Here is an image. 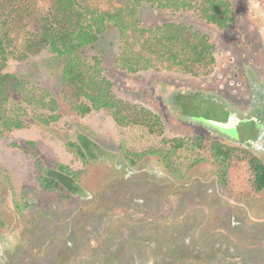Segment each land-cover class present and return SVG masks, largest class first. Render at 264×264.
Listing matches in <instances>:
<instances>
[{"label": "rangeland", "instance_id": "obj_1", "mask_svg": "<svg viewBox=\"0 0 264 264\" xmlns=\"http://www.w3.org/2000/svg\"><path fill=\"white\" fill-rule=\"evenodd\" d=\"M232 2L238 19L226 31L193 13L149 4L139 10L144 26L183 23L207 34L217 49L212 76L165 69L128 74L117 65L120 37L114 28L85 51L89 60L98 57L103 63L120 99L163 118L164 137L144 129L120 128L107 112L80 119L64 108V119L57 126L48 130L34 126L0 137V264H264V193L240 203L218 183L211 164L197 167L189 180L178 183L158 158H146L132 168L121 148L125 142L130 149L143 151L160 146L164 138L202 133L243 145L181 117L226 121L228 104L247 120L240 125L242 139H257L252 117L264 111V99L260 97L255 107L251 100L255 92H262L255 89L258 84L264 85V0ZM9 72L53 88L59 96L62 60L49 51L25 63L11 61ZM160 84L229 89H158ZM190 90L217 97L220 103ZM159 91L164 96L169 91L180 93L175 111L162 101ZM28 141L37 144L32 155L13 146ZM68 141L87 149L89 167L65 149ZM243 146L264 162V153ZM39 158L43 174L61 181L72 193V201L60 202L43 191L37 180ZM49 160L85 173L77 181L54 169ZM24 199L28 206L21 218L14 202L23 204Z\"/></svg>", "mask_w": 264, "mask_h": 264}, {"label": "trees", "instance_id": "obj_2", "mask_svg": "<svg viewBox=\"0 0 264 264\" xmlns=\"http://www.w3.org/2000/svg\"><path fill=\"white\" fill-rule=\"evenodd\" d=\"M143 4L193 13L221 31L230 30L238 19L232 0H0V137L6 139L13 132L34 126L47 130L57 126L64 119L62 108L80 119L94 112H107L120 128L144 129L164 137L163 118L145 106L120 99L103 63L98 57L89 60L85 51L93 48L109 28H114L120 37V70L136 75L165 69L208 77L217 68V49L207 34L183 23L144 26L139 16ZM46 51L62 60L59 96L53 88L9 72L11 61L25 63ZM13 146L29 155L37 149L34 141ZM64 147L76 161L89 167L87 149L79 142L68 141ZM121 148L132 168L146 158H158L178 183L189 180L197 167L211 164L218 183L240 203L264 193L262 159L243 145L210 134L164 138L160 146L143 151L130 149L125 142ZM49 163L77 181L85 173L54 160ZM36 168L37 180L45 193L60 202L73 200L61 181L43 174L41 158L37 159ZM27 206L25 199L23 204L14 202L21 218Z\"/></svg>", "mask_w": 264, "mask_h": 264}, {"label": "water", "instance_id": "obj_3", "mask_svg": "<svg viewBox=\"0 0 264 264\" xmlns=\"http://www.w3.org/2000/svg\"><path fill=\"white\" fill-rule=\"evenodd\" d=\"M204 96L206 98H210L208 95H204ZM215 100L220 102L219 99H215ZM183 118L187 121L203 125L206 128H208L210 131H214L215 133L227 139H230L237 143H241L243 145L251 146L252 141H254L253 139H247V140L242 139L239 132L240 125H242L247 120L237 115L236 111L233 109H230L228 119L226 121H217L204 117H195V116H186ZM258 122L260 124V128H262L264 132V126L260 123L259 120Z\"/></svg>", "mask_w": 264, "mask_h": 264}, {"label": "flooded vegetation", "instance_id": "obj_4", "mask_svg": "<svg viewBox=\"0 0 264 264\" xmlns=\"http://www.w3.org/2000/svg\"><path fill=\"white\" fill-rule=\"evenodd\" d=\"M212 78H206V81L207 82H210ZM158 89H229L228 87H225V86H215V87H205V86H199V87H195V86H192V85H181V84H178V85H174V86H171V85H165V84H160ZM255 89H260L262 92H255L253 94V97H252V100H251V104L254 105V107L256 106V104L258 103V100L260 97H262L264 99V85H262L261 83L258 84V88H255ZM190 93L192 95H200L202 96L203 98L205 99H209V100H214L216 101L215 99H218L217 97H213L211 96L210 98H206L204 95L203 92L201 91H194V90H190ZM159 94H160V98L162 99V101H165L166 103H169V108L172 110V111H175L176 110V105L174 104L175 101L178 99V97L180 96V93L178 92H174V91H169L168 93H165L166 96L162 95L161 92L159 91ZM204 94V95H203ZM218 102V101H217ZM222 102V100H221ZM220 103V102H218ZM226 103V102H225ZM263 106H264V100L262 102ZM229 106V110L230 109H233L231 104H228ZM235 110V109H233ZM236 111V110H235ZM179 117V116H178ZM181 117H185V116H181ZM196 117V116H195ZM180 118V117H179ZM251 118V117H250ZM254 120V122L256 123V127L257 129L255 128L254 126V131L256 132V138H259L261 136L263 132V129L260 128V124L258 122V120L260 121V123L264 126V111L261 112V114L257 117H252ZM256 119V120H255ZM258 124V125H257ZM253 136V135H252Z\"/></svg>", "mask_w": 264, "mask_h": 264}, {"label": "clouds", "instance_id": "obj_5", "mask_svg": "<svg viewBox=\"0 0 264 264\" xmlns=\"http://www.w3.org/2000/svg\"><path fill=\"white\" fill-rule=\"evenodd\" d=\"M251 148L256 153H264V133H262L259 138H257L256 140L252 141Z\"/></svg>", "mask_w": 264, "mask_h": 264}]
</instances>
